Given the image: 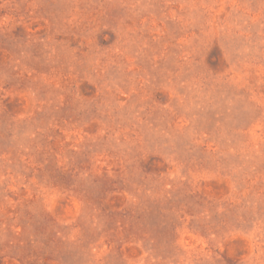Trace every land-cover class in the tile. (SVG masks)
Segmentation results:
<instances>
[{
	"label": "rangeland",
	"instance_id": "1",
	"mask_svg": "<svg viewBox=\"0 0 264 264\" xmlns=\"http://www.w3.org/2000/svg\"><path fill=\"white\" fill-rule=\"evenodd\" d=\"M0 264H264V0H0Z\"/></svg>",
	"mask_w": 264,
	"mask_h": 264
}]
</instances>
